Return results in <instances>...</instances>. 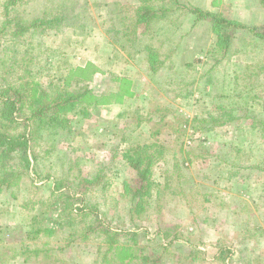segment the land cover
Returning a JSON list of instances; mask_svg holds the SVG:
<instances>
[{
  "label": "rangeland",
  "instance_id": "1",
  "mask_svg": "<svg viewBox=\"0 0 264 264\" xmlns=\"http://www.w3.org/2000/svg\"><path fill=\"white\" fill-rule=\"evenodd\" d=\"M143 5L157 9L148 24L136 22ZM197 5L22 0L11 19L59 22L17 33L0 0V85L87 93L37 134L33 170L0 193V264H264V42L239 30L222 56L210 23L190 12ZM254 13L248 24L263 29ZM139 144L158 155L157 185L133 224L124 182L138 177L124 154ZM79 176L99 180L80 187ZM58 178L73 182L62 198ZM87 188L98 212L83 218L72 201ZM101 225L137 230L143 251L107 254Z\"/></svg>",
  "mask_w": 264,
  "mask_h": 264
},
{
  "label": "trees",
  "instance_id": "2",
  "mask_svg": "<svg viewBox=\"0 0 264 264\" xmlns=\"http://www.w3.org/2000/svg\"><path fill=\"white\" fill-rule=\"evenodd\" d=\"M22 0H5V23L13 20L17 33L23 29H30L33 26H53L59 22L54 19H35L26 22L22 17L17 16L11 19V11ZM264 7V0H260ZM157 9L151 5L140 6L136 12V22L138 24H148L155 17ZM190 12L195 15L196 20H207L215 34V49L222 56L227 55L232 42L239 30H247L259 37L264 42V26L260 29L256 25L246 24L238 19H234L211 10L203 9L199 6H191ZM61 20V18H59ZM7 27L6 25L4 26ZM156 54L148 53L150 57L151 69L157 70ZM87 93L77 90H69L61 87H45L38 83L28 86L27 83H3L0 85V193L17 186L23 176L30 173L37 161L36 152L33 149V142L37 134L44 130H53L54 127L62 124L68 113L85 99ZM127 164L133 169L138 177L137 185L129 181L124 182V194L129 197L130 207L128 209L131 223L134 224L137 216L141 215L149 205L153 196L156 181L153 179V167L158 160V155L150 151L147 144L136 145L128 148L124 154ZM98 177H75L74 184L88 187V184L95 185ZM67 179H56L53 189L60 191V197L66 193ZM71 188V185H69ZM73 187V186H72ZM90 188V187H89ZM88 188L82 191H75L73 194L72 207L76 216L83 218L91 217L98 212L95 205H91L85 197ZM101 234L108 240L107 254L113 249L119 251L122 258H132L135 252L143 251L138 244L139 233L134 229H115L110 225H101ZM96 228L93 230L95 231ZM92 231V232H93ZM90 232V230H89ZM87 236V233H85ZM124 238L125 243H120L119 239ZM136 249V251H135ZM124 254V256H123ZM148 255H143V259H148Z\"/></svg>",
  "mask_w": 264,
  "mask_h": 264
},
{
  "label": "crops",
  "instance_id": "3",
  "mask_svg": "<svg viewBox=\"0 0 264 264\" xmlns=\"http://www.w3.org/2000/svg\"><path fill=\"white\" fill-rule=\"evenodd\" d=\"M197 6L211 11H219L231 5L236 7L235 13L230 14L231 18L238 19L246 24L253 22L254 12L257 15H264V7L260 0H195ZM229 17V16H228ZM250 25V24H249Z\"/></svg>",
  "mask_w": 264,
  "mask_h": 264
}]
</instances>
